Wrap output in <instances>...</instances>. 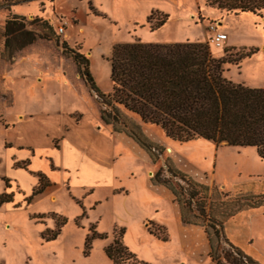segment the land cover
<instances>
[{
    "label": "rangeland",
    "instance_id": "1",
    "mask_svg": "<svg viewBox=\"0 0 264 264\" xmlns=\"http://www.w3.org/2000/svg\"><path fill=\"white\" fill-rule=\"evenodd\" d=\"M13 3V0H0V193L5 187L1 178L10 172L8 159L23 148L18 139L37 144L38 151L47 150L45 137L32 140L25 134L33 129L34 122H29L28 128L18 125L17 120L25 117L23 114L38 115V123L46 119L48 127L54 118L60 123L62 115L72 121L84 119V126L98 119L100 100L80 76L70 51L87 59L89 74L101 94L111 92V47L136 40L144 43L205 42L210 56L215 59H232L253 50L236 64H223L222 76L232 83L264 88V10L259 15L232 14L207 6L204 0ZM161 15H166L165 22L151 30L150 26ZM12 17H16L15 25H22L40 36L6 60L2 52L3 26ZM41 21L50 29L40 26ZM210 26L227 36L220 47L209 43ZM58 27L62 28L59 34L56 33ZM121 113L137 123L143 135L156 145L155 163L131 139L116 133L123 141L131 140L138 153L116 142L113 148L116 160L112 166L116 178L95 186L90 194L84 195L86 188L78 185L60 183L61 171L50 173L51 179L35 172L31 173L36 180L32 190L38 184L39 175L41 184L48 187L53 182V186L26 203L23 196L14 198V194L20 193L19 187L7 180L11 189L5 191L12 192V201L0 206V264H110L103 248L118 229L122 230L121 243L144 264H209L207 253L206 260L198 261L180 247L172 210L178 215L177 207L168 191L160 187L156 189L158 193L146 186V178L149 181L166 159L191 180L206 186L212 202L226 201V205L212 206L213 216L249 200H259L264 194V161L257 157L254 149L215 145L197 139L179 142L166 137L158 126L140 123L136 116L123 110ZM100 125L112 132L110 126L101 122ZM57 129L54 125L49 128L52 134L47 137L51 152L39 157L50 170L57 168L54 152L58 151L61 140L59 124ZM27 163L28 160H11L10 166L26 170ZM35 165L44 167L39 161ZM233 198L238 203H227ZM93 202L98 203L91 209ZM263 208L264 203L252 208L242 207L222 224L226 240L258 264H264V234L258 233L257 222L252 219L250 225H246L243 218ZM152 220L160 221L165 228ZM191 226L199 233L197 247L202 243L201 234L207 244L202 227ZM90 227L105 238L91 239L89 249L84 251V239ZM51 233H55L53 239H47ZM162 235L165 240L159 238ZM220 248L217 252L220 262L228 264L227 248L223 245Z\"/></svg>",
    "mask_w": 264,
    "mask_h": 264
},
{
    "label": "trees",
    "instance_id": "2",
    "mask_svg": "<svg viewBox=\"0 0 264 264\" xmlns=\"http://www.w3.org/2000/svg\"><path fill=\"white\" fill-rule=\"evenodd\" d=\"M28 1L32 0H13V4ZM204 2L207 6L232 14L259 15L264 10V0ZM150 16H147V21ZM14 18L7 19L3 26L2 52L6 60L40 36V33L25 30L22 25H15ZM165 20L166 15H161L150 29L160 27ZM40 24L50 29L45 21ZM54 38L57 40V37ZM70 52L80 76L100 100V122L110 126L112 132L131 139L147 153L152 163L156 161V145L121 110L136 116L140 123L158 126L172 140L187 142L197 139L233 148H252L257 157L264 161V88L246 87L222 76L223 64H236L241 58L252 54L253 50L242 52L232 59H215L210 56L205 42L144 43L136 40L114 44L109 59V94H101L95 87L88 71L87 59L77 52ZM149 182L168 191L182 224L202 227L208 244L209 264H225L220 262L217 254L222 249L221 245L227 248L228 264H258L226 240L222 224L242 207L252 208L263 204L264 194L259 200H249L243 205H235L233 210L213 216L212 206L226 205V201L212 202L206 186L191 180L169 164L167 159L163 166L156 169ZM4 185L0 193V206L12 201V193L5 191V180ZM46 187V184H41L39 175L36 188L25 198V202ZM231 202L236 204L238 200L233 198L227 203ZM60 222L62 224L63 219ZM54 235L51 233L47 239H53ZM93 238L103 239L105 235L96 233L90 227L89 235L84 239V251L89 249ZM121 238L122 230L114 231L111 242L103 248L110 264H144L127 250ZM159 238L165 240L163 235Z\"/></svg>",
    "mask_w": 264,
    "mask_h": 264
},
{
    "label": "crops",
    "instance_id": "3",
    "mask_svg": "<svg viewBox=\"0 0 264 264\" xmlns=\"http://www.w3.org/2000/svg\"><path fill=\"white\" fill-rule=\"evenodd\" d=\"M23 116L25 117H21L17 120L18 125L22 126L20 128H28V126L30 125L29 122H34L32 124L33 129H30V131L25 130V134L29 139L32 140H37L40 136L45 137L46 142L44 144L46 145L47 150L38 151L37 144L26 143L18 139V144L23 145V148L18 149L20 152L14 153V155L8 159V166L10 169L9 175L1 178L3 182L4 180L6 183L10 181V183H14L15 186L19 187L20 193L19 195L14 194V198H19L22 196L26 198L30 195L31 190L36 182L34 176L31 173L35 172L44 175L46 174V176L51 179L50 173L54 171H61L60 183L62 181H66L67 184L69 183L73 186L78 185L81 188H86V192L84 193V195L90 194L95 189V186L99 185L102 182L107 183L116 178L113 173L112 167L116 160V155H114L113 153L114 144L116 142L123 143L130 150L137 152V149H134L135 147L133 146L131 140L123 141L118 137L116 133L109 132L105 126L102 127L100 125V122L98 121L99 119H94L92 121L90 120V122L86 126H84L82 123L84 119H81L79 121H72L67 115H62V121L60 123L56 118H54L53 123L50 124L51 126L54 125L55 130L57 129L59 124V130H61L59 149L58 151L55 150L54 152V158H56L55 162L57 168L56 170H50L48 169V166L44 159L39 157L45 155L48 152H51L50 148L48 147L49 137H47L48 135L50 136L52 134L51 132H49V128L51 126L48 127V122H46V119L42 123L36 122V120L39 119V116L36 114H23ZM25 120L30 121L26 122ZM25 122L28 124H26ZM95 125L99 126V128H97ZM62 127H64V129ZM11 160L15 162L28 160L27 169L23 170L20 168L11 167ZM36 161H39L40 163L42 162L44 167H38L37 165H35ZM148 182V178H146V186L153 191L160 193L156 189L160 187L165 189L160 185H152L150 182ZM51 186H53V182H51L50 186L44 188L42 192L47 191ZM5 189L10 190L11 188H9V186L7 185ZM97 203L98 202H93L91 209H93V207ZM172 210L176 223V230L179 236L180 247L186 254H189L194 259L198 261L206 260L208 245L204 242V236L202 234L200 235L202 243L199 247H197L196 239L199 234L197 229L194 226L182 224L178 219L176 211L174 209ZM252 219L253 221L257 222L258 233L264 234V208L244 217L243 220L246 222H244V224L250 225ZM152 221L157 222L160 226L165 228L160 221ZM250 243L251 241L247 242L246 245L248 246L250 245Z\"/></svg>",
    "mask_w": 264,
    "mask_h": 264
},
{
    "label": "built area",
    "instance_id": "4",
    "mask_svg": "<svg viewBox=\"0 0 264 264\" xmlns=\"http://www.w3.org/2000/svg\"><path fill=\"white\" fill-rule=\"evenodd\" d=\"M209 30L212 32V35L209 38V43L212 44L214 47H220L222 43L226 40V35L221 32H216L213 27H209ZM62 32V28L58 27L56 29V33L59 34Z\"/></svg>",
    "mask_w": 264,
    "mask_h": 264
}]
</instances>
